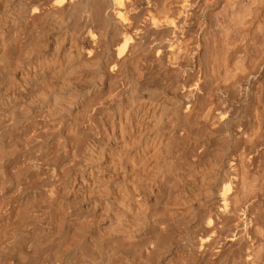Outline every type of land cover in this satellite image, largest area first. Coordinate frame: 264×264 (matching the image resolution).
Wrapping results in <instances>:
<instances>
[{
  "label": "bare ground",
  "instance_id": "6f19581e",
  "mask_svg": "<svg viewBox=\"0 0 264 264\" xmlns=\"http://www.w3.org/2000/svg\"><path fill=\"white\" fill-rule=\"evenodd\" d=\"M91 4L0 0V264H264V0Z\"/></svg>",
  "mask_w": 264,
  "mask_h": 264
},
{
  "label": "rangeland",
  "instance_id": "374dc122",
  "mask_svg": "<svg viewBox=\"0 0 264 264\" xmlns=\"http://www.w3.org/2000/svg\"><path fill=\"white\" fill-rule=\"evenodd\" d=\"M95 0H86V3H87V5L88 6H90V5H92L91 3H93ZM216 13H217V11L216 12H214V14H213V16L215 17V18H217V19H220V22H222L224 19L223 18H221L223 15L221 14V12H220V14L218 13L217 14V16H216ZM221 16V17H220ZM220 17V18H219ZM222 20V21H221ZM189 240V241H188ZM194 240H196V239H194L193 238V235L192 234H188V237H187V240H186V243H185V245H186V249L187 250H192V248L194 247V245L196 244V242H197V240L196 241H194ZM191 247V248H190ZM212 254V253H211ZM213 256V257H212ZM210 258H212V259H210ZM209 259V260H208ZM214 259H216L215 258V256L214 255H211V257H208L207 258V261H205V263L206 262H208L207 264H212V261H213V264L216 262V260H214ZM227 259V258H226ZM226 259H224V261L226 260ZM210 261V262H209Z\"/></svg>",
  "mask_w": 264,
  "mask_h": 264
}]
</instances>
